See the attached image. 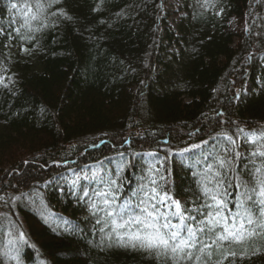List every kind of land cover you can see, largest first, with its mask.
I'll use <instances>...</instances> for the list:
<instances>
[{
	"label": "trees",
	"instance_id": "16d2710c",
	"mask_svg": "<svg viewBox=\"0 0 264 264\" xmlns=\"http://www.w3.org/2000/svg\"><path fill=\"white\" fill-rule=\"evenodd\" d=\"M10 1L17 0L0 4ZM167 3L60 0L50 11L65 16H50L55 26L29 43L0 22V77L8 84L0 86V195L38 191L46 212L0 201V214L25 234L19 264H157L101 244L87 206L62 181L66 172L111 162L130 196L146 162L140 155L150 153L171 194L191 202L202 167L178 152L212 140L221 120L229 133L237 125L264 129V0H209L207 8L183 0L177 30ZM7 224L0 218V264H17ZM259 247L237 264H264Z\"/></svg>",
	"mask_w": 264,
	"mask_h": 264
},
{
	"label": "snow or ice",
	"instance_id": "6c2138e0",
	"mask_svg": "<svg viewBox=\"0 0 264 264\" xmlns=\"http://www.w3.org/2000/svg\"><path fill=\"white\" fill-rule=\"evenodd\" d=\"M59 2L12 3L11 8L18 9L22 18L20 28L14 29L16 37L29 43L37 39L35 34L54 27L49 17L65 16L62 10L50 11ZM203 7H209V0ZM0 86L8 87L4 77H0ZM227 123L217 122L222 128L212 135L218 142L217 151L194 173L197 197L191 207L171 194L167 177L157 165L142 172L137 189L128 199L123 198L122 177L118 176L101 179L96 188H81L77 199L84 202L94 219L101 244L146 253L157 264H237L259 254V245L264 243V129L245 130L237 125L234 133H229L223 130ZM9 200L12 206L17 202L36 205L46 216L38 191L34 195L9 194ZM9 200L0 195L5 205ZM0 218L8 222V244L14 246L13 259L19 264L17 245L26 242L25 234L10 215L0 214ZM64 231L71 228L66 226Z\"/></svg>",
	"mask_w": 264,
	"mask_h": 264
},
{
	"label": "rangeland",
	"instance_id": "374dc122",
	"mask_svg": "<svg viewBox=\"0 0 264 264\" xmlns=\"http://www.w3.org/2000/svg\"><path fill=\"white\" fill-rule=\"evenodd\" d=\"M182 1L183 0H168L165 15L167 18V21L169 23V26L173 28L174 30H177V23L181 19V16L183 15V11L181 9L182 7ZM16 3L18 5L23 3V0H17V1H10L8 3H5L3 6L0 4V22H5L7 25L12 28L13 30L16 28H19V24L21 26L22 18L20 16V13L18 9H12L11 4ZM173 46V45H172ZM168 47L169 51L172 49H176L177 47ZM251 84H247L245 87L246 91L250 90ZM207 143H199L187 150H183L178 152L179 156L181 157L182 161L184 163H192L196 167H204L206 163L208 162L210 149H215L217 141L209 140L206 141ZM242 143V142H241ZM246 150V149H245ZM146 162H144V166L142 168V172L146 170L147 167H151L152 165H157L158 162L153 158V154L145 153L140 155ZM244 162V161H243ZM202 164V165H200ZM159 167V166H158ZM113 164L111 162L101 161L96 162L90 165H86L82 168H74L70 169L66 172L64 179L62 180L64 185L68 186L71 191L75 194V197L77 198L79 191L81 188L85 187H91L96 188L99 187V181L101 179H107L108 177L114 176L113 175ZM142 174V173H141ZM141 174L138 178V181L136 183V186L134 187V190L132 189L130 196H125V191H127L128 188H124L127 185L123 184V198L128 199L132 197V193L137 189L138 183L141 180ZM75 181V185L74 182ZM73 194V195H74ZM133 199V206L135 205V198ZM78 199H76L77 201ZM179 200L182 203H186L188 207H191V202L187 201L185 198H179ZM79 201H77L78 203ZM83 202V201H82ZM78 204H81L79 202ZM85 205V204H84ZM234 207V205H232ZM56 214V213H55ZM57 215V214H56ZM62 218L67 222L70 221L69 215H64ZM9 255L14 254L13 247H10Z\"/></svg>",
	"mask_w": 264,
	"mask_h": 264
}]
</instances>
